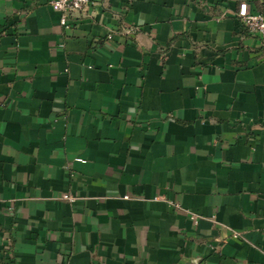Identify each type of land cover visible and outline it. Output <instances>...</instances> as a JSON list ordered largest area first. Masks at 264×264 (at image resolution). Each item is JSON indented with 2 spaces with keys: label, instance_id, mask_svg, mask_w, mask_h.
I'll use <instances>...</instances> for the list:
<instances>
[{
  "label": "crops",
  "instance_id": "crops-1",
  "mask_svg": "<svg viewBox=\"0 0 264 264\" xmlns=\"http://www.w3.org/2000/svg\"><path fill=\"white\" fill-rule=\"evenodd\" d=\"M50 1L0 0V264H264V0Z\"/></svg>",
  "mask_w": 264,
  "mask_h": 264
},
{
  "label": "built area",
  "instance_id": "built-area-1",
  "mask_svg": "<svg viewBox=\"0 0 264 264\" xmlns=\"http://www.w3.org/2000/svg\"><path fill=\"white\" fill-rule=\"evenodd\" d=\"M92 4L91 0H51L50 5L59 13V24L64 29H70L72 18L75 14L85 12ZM236 17L245 33L254 35L264 42V14L259 12H252L246 3H241L238 6ZM135 29L128 28L124 30V34L133 35ZM63 200L73 203L75 197L72 194H65ZM199 217L191 216V220L197 224ZM232 238L238 239V233L232 234Z\"/></svg>",
  "mask_w": 264,
  "mask_h": 264
}]
</instances>
